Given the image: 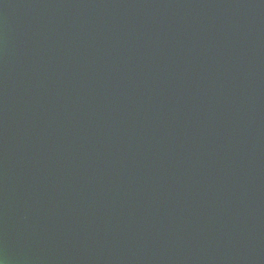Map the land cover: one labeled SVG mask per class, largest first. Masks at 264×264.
Listing matches in <instances>:
<instances>
[{"label": "water", "instance_id": "obj_1", "mask_svg": "<svg viewBox=\"0 0 264 264\" xmlns=\"http://www.w3.org/2000/svg\"><path fill=\"white\" fill-rule=\"evenodd\" d=\"M0 264H264V0H0Z\"/></svg>", "mask_w": 264, "mask_h": 264}]
</instances>
